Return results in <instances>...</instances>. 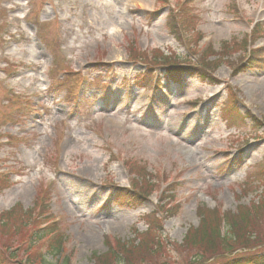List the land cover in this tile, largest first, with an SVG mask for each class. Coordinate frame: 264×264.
I'll list each match as a JSON object with an SVG mask.
<instances>
[{"label": "rangeland", "instance_id": "374dc122", "mask_svg": "<svg viewBox=\"0 0 264 264\" xmlns=\"http://www.w3.org/2000/svg\"><path fill=\"white\" fill-rule=\"evenodd\" d=\"M159 57L206 59L209 80L143 87ZM224 102L238 122L220 117ZM131 185L148 192L139 207L116 199ZM42 205L46 264H94L107 239L159 243L125 264H192L182 242L199 208L259 206L252 251H264V0H0V213ZM16 226L0 218V264H15L3 253L24 240Z\"/></svg>", "mask_w": 264, "mask_h": 264}, {"label": "trees", "instance_id": "16d2710c", "mask_svg": "<svg viewBox=\"0 0 264 264\" xmlns=\"http://www.w3.org/2000/svg\"><path fill=\"white\" fill-rule=\"evenodd\" d=\"M168 27L173 35H177L173 31L175 25L173 22L168 23ZM263 28L261 24H256L252 30V40L260 37ZM259 51V50H258ZM250 51L247 62H255L256 52ZM149 64L146 67L145 80L142 83L145 86L154 85L159 88L163 80L168 84H179L185 74H197L202 80H209V71L211 62L206 59L200 60L197 66L189 69L187 65H181L178 62H168L166 57H159L155 60L144 61ZM161 66L159 72H156V67ZM143 77V75L141 76ZM161 81H160V79ZM152 79V80H151ZM148 81V82H147ZM147 82V83H146ZM146 83V84H145ZM223 117L236 121L237 115L235 108L226 105L223 109ZM148 192H142L138 185H131V189H117L116 196L120 197L126 205L139 206L147 197ZM164 199L161 198V202ZM132 203V204H129ZM262 206V205H261ZM19 207V206H18ZM171 206L164 203L163 206H158L161 216L169 217L173 214ZM256 210L251 209V206L237 209L235 213H222L219 214L215 209L199 208V223L196 227L190 229L184 237L182 243L192 245L197 248V256H194L195 261L192 264H205L206 260L204 255L207 253H218L210 264H264V251H252L254 245L253 241L257 239V234L252 231L257 221L254 217L255 211L262 212L259 206H254ZM37 214H32V210H23L11 208L3 213H0V218L5 222L7 217H14L17 221L16 231L24 234V240L19 246L13 249L8 248L5 250L4 255H8L11 261L15 264H46L44 262L45 256H41L40 246L49 238L54 232V225L42 226V223L47 221V216L43 214V205L40 206ZM34 210V209H33ZM35 211V210H34ZM21 213V215H20ZM156 215V213H153ZM37 217H34V216ZM154 216H148V223L150 230L154 228ZM34 223V225L31 223ZM36 224V226H35ZM160 229V228H159ZM152 240H142L136 244L128 242H118L112 244L109 239L105 240L107 250L102 254H92L94 264H125L131 261L134 255H142L144 253L157 254L159 243H152ZM52 244L50 247L49 255H60L62 250V238L54 234L52 237ZM22 251L23 257H19V252ZM201 256V257H199ZM203 258V259H202ZM46 261V260H45ZM59 264V263H50ZM64 264V262L62 263Z\"/></svg>", "mask_w": 264, "mask_h": 264}]
</instances>
